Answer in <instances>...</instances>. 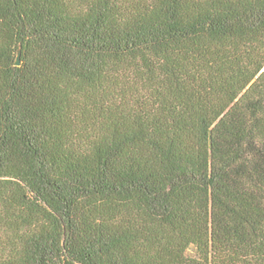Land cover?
Wrapping results in <instances>:
<instances>
[{
    "label": "trees",
    "instance_id": "16d2710c",
    "mask_svg": "<svg viewBox=\"0 0 264 264\" xmlns=\"http://www.w3.org/2000/svg\"><path fill=\"white\" fill-rule=\"evenodd\" d=\"M0 264H264V0H0Z\"/></svg>",
    "mask_w": 264,
    "mask_h": 264
},
{
    "label": "water",
    "instance_id": "95a60500",
    "mask_svg": "<svg viewBox=\"0 0 264 264\" xmlns=\"http://www.w3.org/2000/svg\"><path fill=\"white\" fill-rule=\"evenodd\" d=\"M15 64L16 65L20 64V50H18V52H17V56H16V59H15Z\"/></svg>",
    "mask_w": 264,
    "mask_h": 264
}]
</instances>
